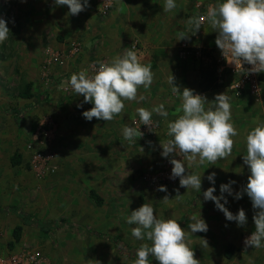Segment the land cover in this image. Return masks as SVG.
I'll return each mask as SVG.
<instances>
[{
    "label": "rangeland",
    "instance_id": "1",
    "mask_svg": "<svg viewBox=\"0 0 264 264\" xmlns=\"http://www.w3.org/2000/svg\"><path fill=\"white\" fill-rule=\"evenodd\" d=\"M104 1L89 0L86 10L73 16L66 5L56 6L53 0H0V18L10 29L8 39L0 43V251L24 255L40 249L43 264H133L136 258L120 253L108 237L135 249L142 243L150 244L133 237L135 225L126 222L131 211L150 203L158 218L175 219L186 231L189 218L201 214L208 231L187 237L200 264H264V247L244 246L245 238L255 230L252 202L246 193L239 200L234 198L250 175L243 163L246 135L258 121L264 122V109L244 106L256 107L258 103L244 104L230 96L238 135L229 157L215 165L206 162L189 168L202 175L200 192L180 187L179 179L163 185L153 183L152 177L164 165L159 155L164 143L161 136L154 139L144 134L130 143L123 130L103 129L115 119L100 120V136L94 134L96 130L89 131L94 126L86 128L67 121L68 111L75 107L69 101L80 103L82 97L71 88V75L82 65L123 55L132 45L142 63H151L154 77L165 82L149 88L156 95L151 107L164 104L168 114L176 113L181 99L171 90L170 74L181 91L187 87L206 95L209 101L217 91H226L217 84L213 69L217 33L211 25L202 24L189 39L177 40L181 31L192 34L189 18L206 15L208 7L220 0H175L177 7L170 12L163 11L165 0H107L112 6L103 15ZM75 42L81 43L83 54L56 65L54 59L68 53ZM185 43L190 46L189 55L182 59ZM131 111H123V125L136 127L133 121L139 116L136 112L130 115ZM75 113L72 120L79 118L78 111ZM156 115L152 119L158 126H167L177 118ZM35 150L54 155L39 172L28 162ZM16 155L19 162L13 165L11 159ZM212 172L216 173L214 185L207 180ZM230 180L236 183L231 186L232 196L224 194L228 200L225 207L233 214L240 208L245 210L247 224L241 227L227 221L223 212L203 197L213 186L214 195L219 196L220 185ZM160 186L167 191H158ZM177 189L181 199L175 198ZM165 196L169 198L166 201ZM16 211L35 217L39 225L25 227L21 241L11 248L13 231L22 223ZM200 238L207 240L208 247L202 246ZM149 260L157 264L154 257Z\"/></svg>",
    "mask_w": 264,
    "mask_h": 264
},
{
    "label": "clouds",
    "instance_id": "2",
    "mask_svg": "<svg viewBox=\"0 0 264 264\" xmlns=\"http://www.w3.org/2000/svg\"><path fill=\"white\" fill-rule=\"evenodd\" d=\"M26 2V0H21ZM56 6L66 5L70 15H78L89 6V0H53ZM177 7L175 0H165L163 11L170 12ZM207 22L217 33L215 44L230 65L243 69L249 74L264 73V0H220L210 5L206 15L193 16L188 19L189 31L179 32L177 40H186L195 35ZM7 21L0 18V43L8 39L10 29ZM250 65L244 69V65ZM154 73L151 63H142L135 45L125 48L123 55L112 58L109 62H98L92 74L87 69L73 73L70 77V86L77 95L83 96V103H90L92 107L83 111L82 116L87 121L93 118L105 122L112 121L125 109V101L143 100L138 98V89H149L153 83ZM175 77L168 78L171 90L181 99L176 108L177 118L167 124L165 143L161 155L170 158L173 166L170 179L179 178V186L185 189L192 188L201 191L202 175L189 171L193 166H202L207 162L215 165L218 160L226 159L232 154L235 144L234 137L238 130L232 122L231 97L225 92L217 94L212 101L206 95L195 94L187 87L181 89L174 83ZM140 125L153 128V113L168 117L164 104L154 106L151 110L140 107L136 109ZM135 123V120L133 121ZM125 140L136 142L144 133L140 127L125 125L122 131ZM246 155L243 163L247 165L250 175L247 184L240 191L235 192L234 198L239 200L246 193L252 202L254 214L252 220L255 230L244 240L245 248L264 247V122H257L246 135ZM151 143V142H149ZM143 151V148H141ZM175 157H180L176 159ZM187 161V164H185ZM186 169L188 171H186ZM216 173L212 172L207 180L215 184ZM236 181L230 180L220 185V195H214L216 188L209 187L203 192L205 201H212L216 209L223 212L227 221L236 222L238 227L247 224L246 212L240 208L233 214L227 207L228 200L224 195H233L232 185ZM158 191L166 192L165 186ZM176 199H181L179 189L176 190ZM168 200V196L163 198ZM223 201V203H221ZM188 224V231L181 227L175 219L158 218L150 203H144L138 209L131 211L126 222L135 225L131 229L132 236L142 243L136 250V259L133 264H152L149 257H154L157 264H200L195 258V252L190 247L189 235L197 232H207L208 225L201 214H193ZM227 226V225H226ZM203 247L208 242L200 238ZM95 264H100L95 261Z\"/></svg>",
    "mask_w": 264,
    "mask_h": 264
},
{
    "label": "built area",
    "instance_id": "3",
    "mask_svg": "<svg viewBox=\"0 0 264 264\" xmlns=\"http://www.w3.org/2000/svg\"><path fill=\"white\" fill-rule=\"evenodd\" d=\"M112 3L109 1H104L102 5L101 12L103 15H106L111 9ZM205 15V14H203ZM202 16V15H201ZM202 24H207V22H203ZM181 58L185 59L189 55L190 46L185 43L182 46ZM68 53L63 52V56L56 57L54 59V63L57 65H63L65 61H70L73 57L74 60L77 59V56L83 54L82 45L79 42H75L71 44V46L66 50ZM58 63H57V62ZM109 62V61H105ZM213 69L217 79V84L224 89H227L235 99L238 101H244L247 98H251L253 101L258 103L259 105L264 107V73L257 74H249L240 68H235L234 65H230L226 62L224 57L221 54V50L215 46L213 51ZM98 67V62L92 66H82L75 71L78 73L82 69H87L89 74H92L95 68ZM244 69H248L251 66L245 64ZM134 125L139 128L140 131L144 134H147L151 138L160 137L163 139L164 143L170 139L167 136V126H158L153 123L152 131H149L148 126L140 125L139 118L135 119ZM162 149H159V155L162 157ZM54 155L49 151H33L29 158L28 162L33 171H41V169L49 165V163L53 160ZM170 158L163 159V167L159 170V172L152 177L154 184H165L166 182L175 183L179 178L170 179L172 165L170 163ZM176 159H180V157H175ZM44 254L40 249L30 250L26 254L21 255L19 253L11 254V255H3L0 253V264H43Z\"/></svg>",
    "mask_w": 264,
    "mask_h": 264
},
{
    "label": "crops",
    "instance_id": "4",
    "mask_svg": "<svg viewBox=\"0 0 264 264\" xmlns=\"http://www.w3.org/2000/svg\"><path fill=\"white\" fill-rule=\"evenodd\" d=\"M213 46H214V48H215V46H216V44L214 43L213 44ZM143 57V56H142ZM151 57V55L150 54H148V58H150ZM146 60H148V59H146ZM146 60H145V62H146ZM147 64V63H146ZM82 66H85V67H88V64H85V65H82ZM165 81H166V79H165ZM162 84V83H165L164 82V80L162 81V79H157L156 77H154V79H153V83H152V85L153 84H155V85H157V84ZM151 85V86H152ZM227 93L228 94V92L229 91H217L216 92V94H221V93ZM230 93V92H229ZM229 96H233L231 93L230 94H228ZM139 96H143L144 97V99L143 100H136V101H125V109L124 110H132L131 111V113H130V115H134V113L136 112V109L137 108H140V107H143V108H146V109H149V110H151L153 107H151V105H150V101H152L151 99L152 98H155L156 97V95H154V93H153V91H151L150 89H142V90H140V89H138V98H139ZM232 98H234L235 99V97H232ZM81 100H80V103H76V100L75 99H71L69 102H70V106L71 105H75V107L74 108H72L71 107V109H70V111H68L69 112V115H70V118H68V122L69 123H74V122H76V126H80V125H82V124H84V125H86L87 127L86 128H89L90 126H94V128H90V130L89 131H91V130H96L95 132H94V134L97 136V135H99L100 136V120H97V119H95V118H93V120L92 121H87L86 119H84L83 118V116H82V112L83 111H86V110H89L91 107H92V104H90V103H83V106L82 107H77L76 105L78 104V105H80V104H82V102H83V96L80 98ZM237 100V99H236ZM249 102H253V100L251 99V98H247L246 100H244V101H242V103H244V104H246V103H249ZM260 106V107H259ZM259 106H244V108L245 109H251V110H255V109H264V107L263 106H261V105H259ZM75 111H78V113L80 114V115H78V119L77 120H72L71 119V116H74V114H76L75 113ZM80 111V112H79ZM165 111H167V109H165ZM154 115H156L155 113H153ZM132 116H130V118L132 117ZM156 116H158L159 118H165V117H163V116H160V115H156ZM155 116V117H156ZM172 117H177V115H176V113L175 112H173L172 114H169L168 115V117L167 118H165V119H168V120H170L169 118H172ZM74 118V117H73ZM115 121L113 122V124L112 125H108V124H105L104 125V130L106 131V130H108V129H112L113 131H115V132H121L120 130H123V128H124V126L125 125H123V122H124V116H123V112L120 114V115H118V116H116L115 118ZM81 129H83V127H81ZM111 133H113L112 131H111ZM117 141V142H116ZM99 142H100V138H99ZM115 142L116 143H118L119 141L115 138ZM119 144V143H118ZM99 146H100V144H99ZM99 152H100V150H99ZM19 225H22V223L21 224H19ZM19 225H16V227L17 226H19ZM15 227V228H16ZM25 227H29V226H23V232H25ZM14 232V231H13ZM22 232V233H23ZM13 241H14V239H13ZM12 241V242H13ZM11 242V243H12ZM18 244V243H17ZM16 244V245H17ZM0 253L1 254H3V255H11V254H15V253H17V251H10V250H7V251H0Z\"/></svg>",
    "mask_w": 264,
    "mask_h": 264
},
{
    "label": "trees",
    "instance_id": "5",
    "mask_svg": "<svg viewBox=\"0 0 264 264\" xmlns=\"http://www.w3.org/2000/svg\"><path fill=\"white\" fill-rule=\"evenodd\" d=\"M16 157V159H15ZM17 158H20L19 155L14 156L11 161L12 164H16L17 162H19V160H17ZM92 195L98 200L100 201L99 197L95 194V192L92 193ZM101 202V201H100ZM16 215L20 216L22 219V225L17 226L14 229L13 232V239L14 241L12 243H10V247L13 248L15 247V245L17 243H19L21 241V237H22V232H23V226H31V225H39L38 221L35 219V217H32L30 215H22L21 213H19L18 211H16ZM42 230L44 231H48V227L46 226H41ZM108 239H110V241L114 244V246L116 247V249L125 255H128L131 258H136V250L135 248L132 247H128L125 246L120 240H118L117 238H113V237H108Z\"/></svg>",
    "mask_w": 264,
    "mask_h": 264
}]
</instances>
